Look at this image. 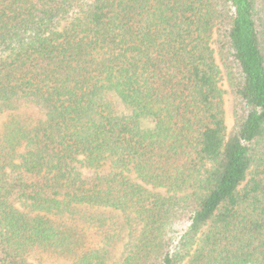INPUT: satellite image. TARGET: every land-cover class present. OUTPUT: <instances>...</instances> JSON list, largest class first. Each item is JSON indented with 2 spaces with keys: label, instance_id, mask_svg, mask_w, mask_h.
Returning <instances> with one entry per match:
<instances>
[{
  "label": "trees",
  "instance_id": "1",
  "mask_svg": "<svg viewBox=\"0 0 264 264\" xmlns=\"http://www.w3.org/2000/svg\"><path fill=\"white\" fill-rule=\"evenodd\" d=\"M6 113L0 264H264V0H0Z\"/></svg>",
  "mask_w": 264,
  "mask_h": 264
},
{
  "label": "rangeland",
  "instance_id": "2",
  "mask_svg": "<svg viewBox=\"0 0 264 264\" xmlns=\"http://www.w3.org/2000/svg\"><path fill=\"white\" fill-rule=\"evenodd\" d=\"M221 88L226 92L228 90L226 82L222 80L220 82ZM224 108H225V122L227 126V130L230 131L233 125V118H232V104H231V96L227 93L224 95ZM20 113H23L26 116L36 118L38 117V111L31 108H22L19 110ZM8 114H4L0 116V128L2 127L3 123L6 121ZM36 264H67V262L63 260H53L51 258L46 257H40L37 259H34Z\"/></svg>",
  "mask_w": 264,
  "mask_h": 264
}]
</instances>
